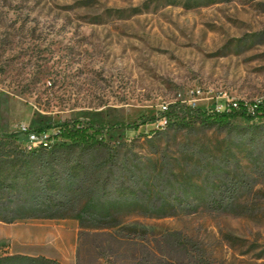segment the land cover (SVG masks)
<instances>
[{"label": "rangeland", "instance_id": "1", "mask_svg": "<svg viewBox=\"0 0 264 264\" xmlns=\"http://www.w3.org/2000/svg\"><path fill=\"white\" fill-rule=\"evenodd\" d=\"M259 101L264 0H0V134L72 118H155L99 135L106 147L89 155L105 165L92 180L109 173L107 194L94 182L51 218L0 222V254L133 264L199 253L264 264V116L184 127L161 117L173 102L221 110ZM56 131L34 133L61 142ZM10 140L34 147L26 132ZM120 178L134 196L116 195Z\"/></svg>", "mask_w": 264, "mask_h": 264}, {"label": "trees", "instance_id": "2", "mask_svg": "<svg viewBox=\"0 0 264 264\" xmlns=\"http://www.w3.org/2000/svg\"><path fill=\"white\" fill-rule=\"evenodd\" d=\"M240 116L246 120L264 116V105L251 102L250 108L245 103L228 104L225 108L201 109L191 105L173 102L165 106L161 117L168 125L184 127L190 122L211 126L226 125L230 118ZM154 116H141L138 122L97 123L91 119H64L56 123H48L34 128H26L25 132L41 133L48 128H57L53 137H60L61 142L37 144L29 149L21 148L10 141L20 130L0 134V222L12 223L23 218H51L47 212L63 211L74 207L81 193L96 188L107 194L105 185L110 174L105 173L100 179H93L94 172L105 165L95 162L89 153L106 147L99 135L116 127H137L152 121ZM250 138L258 133L256 124L252 125ZM230 191L236 192L239 183L235 178L229 180ZM114 191L117 196H134L135 191L117 180ZM95 188V189H96ZM234 194V193H233ZM215 209L222 207L216 199L207 202ZM42 208L37 215L25 213L26 208ZM86 208H83V211ZM0 264H61L58 260L41 254L23 253L0 254ZM133 264H222L202 254H193L190 260L148 259L135 261Z\"/></svg>", "mask_w": 264, "mask_h": 264}, {"label": "built area", "instance_id": "3", "mask_svg": "<svg viewBox=\"0 0 264 264\" xmlns=\"http://www.w3.org/2000/svg\"><path fill=\"white\" fill-rule=\"evenodd\" d=\"M258 103H261L264 105V101H259ZM233 105H235V103H233ZM163 108H165V106H163ZM20 131L25 132L26 127L25 126H21L19 128ZM28 139L30 141V143H32L34 146L37 144H42V145H46V141L43 138L39 137L38 133H34V131H28L26 132ZM31 146H27L26 148H30Z\"/></svg>", "mask_w": 264, "mask_h": 264}, {"label": "crops", "instance_id": "4", "mask_svg": "<svg viewBox=\"0 0 264 264\" xmlns=\"http://www.w3.org/2000/svg\"><path fill=\"white\" fill-rule=\"evenodd\" d=\"M2 223V222H1ZM13 223V222H12ZM14 253H19V252H14Z\"/></svg>", "mask_w": 264, "mask_h": 264}]
</instances>
